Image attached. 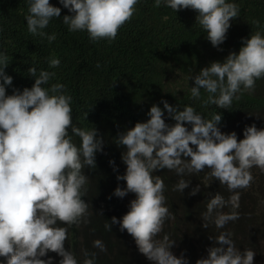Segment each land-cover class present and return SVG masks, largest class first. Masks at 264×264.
I'll return each mask as SVG.
<instances>
[{
	"label": "clouds",
	"instance_id": "clouds-1",
	"mask_svg": "<svg viewBox=\"0 0 264 264\" xmlns=\"http://www.w3.org/2000/svg\"><path fill=\"white\" fill-rule=\"evenodd\" d=\"M22 1L28 6L25 19L28 32L33 35L44 36L43 30L50 21L61 16V8L50 0ZM154 2L156 7L163 5L175 13L184 9L196 11V23L218 50L227 38L230 20L238 17L240 11L229 0ZM59 3L71 13L62 20L70 32L86 31L92 41H111L133 17L139 0ZM55 39V34L47 36L49 43ZM238 49L223 62H212L190 77L194 81L190 88L193 99H200L203 90L208 93L205 103L228 110L233 100L240 98L238 94L255 91L256 80L264 81V32L243 40L237 52ZM59 64L56 57L48 59L49 68ZM8 65V56L0 51V264H80L76 255L65 248V242L68 229L86 217L88 204L83 197L88 176L84 170L96 168V154L103 151L104 141L96 128L82 129L73 124L72 97L65 93L64 84L44 87L54 72L38 71L32 66L28 69L35 81L32 87L22 91L14 88L11 95H6V88L13 84V77L5 72ZM177 66L171 63L167 76ZM172 76L177 82L183 79L177 73L169 77ZM161 103L163 110L158 105L151 106L146 122L136 123L115 139L118 146L125 148L121 161L126 165L125 173L116 179L125 181L126 186L118 185L112 195L123 199L134 193L135 199L129 202L126 214L119 219L113 216L105 228L111 231L112 225L118 224L121 231L126 230L139 253L151 264H190L183 254L177 257L171 251L174 239L168 235L157 238L172 214L166 206L164 181L154 173L167 169L182 177L209 169V177L226 186L232 195L228 199L219 193L212 196L203 219L223 229L239 219L237 190L252 186L251 170L259 168L264 172V128L252 124L242 132L236 123L224 124L220 113L208 120L192 106L178 110L166 100ZM165 112L175 121L174 125L167 124ZM69 128L72 135L80 138L79 146L72 142ZM109 163L117 172L115 162ZM190 184L191 181L180 179L174 191L184 193ZM198 192L197 185L189 195ZM226 207L229 212L223 211ZM232 235L225 231L214 239L209 237L218 246L209 247L207 258L198 259L196 264H254L256 252L238 249ZM93 247L107 252L100 240H95ZM84 256L83 264H96V253L85 252Z\"/></svg>",
	"mask_w": 264,
	"mask_h": 264
},
{
	"label": "trees",
	"instance_id": "trees-1",
	"mask_svg": "<svg viewBox=\"0 0 264 264\" xmlns=\"http://www.w3.org/2000/svg\"><path fill=\"white\" fill-rule=\"evenodd\" d=\"M229 2L238 5L239 16L230 20L227 38L218 50L196 23V11L184 9L175 13L163 5L156 7L154 0H139L133 17L111 41H92L86 31L70 32L62 20L63 16L71 13L59 0H50V3L61 8V16L50 21L43 30L44 36L33 35L27 29L26 2L0 0V51L8 56L9 65L5 72L13 77V84L6 88V95H11L14 88L22 91L25 87H32L35 81L28 73L32 66L38 71L54 72L55 76L44 87L64 84L65 93L72 97L73 124L82 129L96 128L104 141L103 151L96 154V168L84 170L88 176L87 192L83 197L88 204L86 217L68 229L65 242V248L76 255L80 264H83L85 252L96 253V264H151L139 253L133 237L126 230L121 231L118 224L112 225L111 231L105 228L113 216L119 219L126 214L129 202L135 199L134 193L123 199L112 195L118 185L126 186L125 181L116 179L118 174L125 173L126 165L121 161L125 148L118 146L115 139L136 123L146 122L151 106L158 105L163 110L161 101L166 100L178 110L192 106L208 120L220 113L224 124L236 123L242 132L252 124L258 129L264 128L263 79L256 80L253 93L238 94L240 98L234 99L228 110L205 103L208 93L203 90L200 99H193L190 94V88L194 86L190 77L212 62H223L229 53L237 48V52L240 50L243 40L259 31L264 32V0ZM52 34L56 39L49 43L47 36ZM50 57L60 60L58 67L49 68ZM171 63L178 66L170 75L179 74L183 78L180 82L175 76H167ZM165 118L168 119L167 124H175L166 112ZM186 126L190 129L189 125ZM69 135L79 146L80 138L72 135L70 128ZM109 161L115 162L117 172L113 171ZM209 171L206 168L198 174L182 177L167 169L154 173L164 181L166 206L172 214L157 238L168 235L175 240L171 249L173 254L177 257L183 254L190 264H196L198 259L207 258L209 247L218 246L209 237L214 239L227 231L233 234L232 239L238 249L256 252L254 264H264V197H261L264 172L259 168L251 170L254 177L252 186L237 190L240 192L239 219L217 229L203 219L206 205L217 193L225 199L232 193L218 180L210 178ZM180 179L191 181L184 193L174 191ZM197 185L200 192L195 196L189 195ZM223 211L229 212L230 209L226 207ZM205 223H208L207 228ZM95 240L102 241L107 252L93 247ZM48 255L53 257L51 252Z\"/></svg>",
	"mask_w": 264,
	"mask_h": 264
},
{
	"label": "rangeland",
	"instance_id": "rangeland-1",
	"mask_svg": "<svg viewBox=\"0 0 264 264\" xmlns=\"http://www.w3.org/2000/svg\"><path fill=\"white\" fill-rule=\"evenodd\" d=\"M263 187V189H264V185L262 186ZM261 197H264V193L262 194V196Z\"/></svg>",
	"mask_w": 264,
	"mask_h": 264
}]
</instances>
